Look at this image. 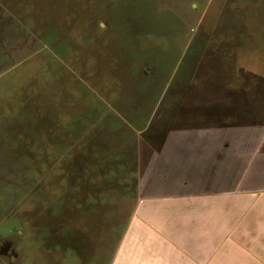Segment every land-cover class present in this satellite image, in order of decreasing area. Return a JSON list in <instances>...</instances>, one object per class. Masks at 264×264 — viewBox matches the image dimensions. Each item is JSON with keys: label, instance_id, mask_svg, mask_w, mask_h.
I'll return each mask as SVG.
<instances>
[{"label": "rangeland", "instance_id": "1", "mask_svg": "<svg viewBox=\"0 0 264 264\" xmlns=\"http://www.w3.org/2000/svg\"><path fill=\"white\" fill-rule=\"evenodd\" d=\"M193 95L264 128V0H0V264H111L132 103Z\"/></svg>", "mask_w": 264, "mask_h": 264}, {"label": "crops", "instance_id": "2", "mask_svg": "<svg viewBox=\"0 0 264 264\" xmlns=\"http://www.w3.org/2000/svg\"><path fill=\"white\" fill-rule=\"evenodd\" d=\"M242 114L197 95L132 103V161L112 168L135 197L111 264H264V128L236 130Z\"/></svg>", "mask_w": 264, "mask_h": 264}]
</instances>
